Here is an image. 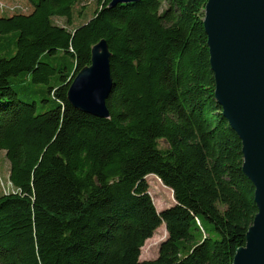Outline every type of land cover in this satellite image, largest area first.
<instances>
[{"label": "trees", "instance_id": "trees-1", "mask_svg": "<svg viewBox=\"0 0 264 264\" xmlns=\"http://www.w3.org/2000/svg\"><path fill=\"white\" fill-rule=\"evenodd\" d=\"M109 1L0 15V264H232L257 205L214 93L207 0ZM102 37L108 117L66 96ZM149 175L173 204L156 209ZM162 223L156 257L140 259Z\"/></svg>", "mask_w": 264, "mask_h": 264}, {"label": "water", "instance_id": "water-1", "mask_svg": "<svg viewBox=\"0 0 264 264\" xmlns=\"http://www.w3.org/2000/svg\"><path fill=\"white\" fill-rule=\"evenodd\" d=\"M131 1L137 0H110L109 5ZM203 25L215 97L241 139L242 170L254 185L257 205L232 264H264V0H207ZM110 56L104 37L92 45L90 63L76 72L67 88L74 107L109 116Z\"/></svg>", "mask_w": 264, "mask_h": 264}, {"label": "rangeland", "instance_id": "rangeland-1", "mask_svg": "<svg viewBox=\"0 0 264 264\" xmlns=\"http://www.w3.org/2000/svg\"><path fill=\"white\" fill-rule=\"evenodd\" d=\"M90 5H92V2L89 4V6ZM0 6H3L4 8V11L0 10V15L7 14L10 8L13 7L20 8L24 11L28 8L27 0H0ZM90 8L87 10L88 15L91 14ZM25 98L29 99L28 97ZM145 179L148 183V191L157 210H161L162 208L174 203L171 188L166 187L159 178L149 175L146 176ZM0 183L4 188L8 189V161L2 151H0ZM166 235L167 232L164 224L162 223L155 229L152 237L150 236V238L144 242V246L141 247L139 258L151 259L156 257L159 243L166 237Z\"/></svg>", "mask_w": 264, "mask_h": 264}]
</instances>
